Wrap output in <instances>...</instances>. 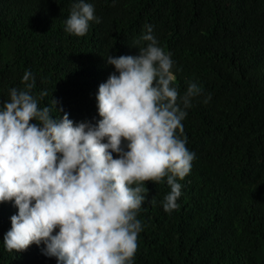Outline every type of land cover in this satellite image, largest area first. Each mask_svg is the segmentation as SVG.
Segmentation results:
<instances>
[{
	"label": "trees",
	"instance_id": "obj_1",
	"mask_svg": "<svg viewBox=\"0 0 264 264\" xmlns=\"http://www.w3.org/2000/svg\"><path fill=\"white\" fill-rule=\"evenodd\" d=\"M73 2L0 0V107L30 71L32 94L48 93L42 107L55 98L61 116L96 124L99 85L115 72L107 58L138 56L152 26L180 95L189 81L203 94L182 122L195 159L177 181L179 208L162 207L166 178L146 182L133 264H264V0H85L100 22L83 37L65 31ZM16 214L14 201L0 203V264H57L43 244L5 249Z\"/></svg>",
	"mask_w": 264,
	"mask_h": 264
},
{
	"label": "clouds",
	"instance_id": "obj_2",
	"mask_svg": "<svg viewBox=\"0 0 264 264\" xmlns=\"http://www.w3.org/2000/svg\"><path fill=\"white\" fill-rule=\"evenodd\" d=\"M94 11L91 3L74 0L65 31L83 37L91 21L100 22ZM135 44L143 45L138 56L107 58L115 72L99 85L96 124L61 116L55 98L42 107L48 93L32 94L30 71L23 87L12 88L2 102L0 203L14 201L18 209L3 238L7 251L43 244V254L57 264H133L146 182L166 178L170 192L162 207L169 213L179 208L177 181L195 159L182 122L203 89L189 81L180 95L174 61L158 46L152 26L145 25ZM210 100L208 95L203 102Z\"/></svg>",
	"mask_w": 264,
	"mask_h": 264
}]
</instances>
